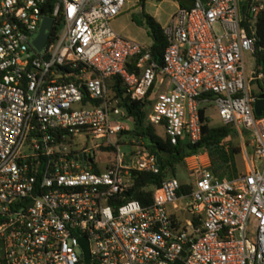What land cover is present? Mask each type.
Returning a JSON list of instances; mask_svg holds the SVG:
<instances>
[{
    "label": "built area",
    "instance_id": "obj_1",
    "mask_svg": "<svg viewBox=\"0 0 264 264\" xmlns=\"http://www.w3.org/2000/svg\"><path fill=\"white\" fill-rule=\"evenodd\" d=\"M124 1L0 0V264H264V115L253 110L264 94L254 59L264 0L178 3L160 63L112 28ZM114 76L131 98L150 91L146 120L173 144L200 138L199 108L212 103L250 137L244 169L218 178L190 165L189 192L168 176L150 202L129 197L134 172L160 164L142 137L121 139L131 117L108 86Z\"/></svg>",
    "mask_w": 264,
    "mask_h": 264
},
{
    "label": "trees",
    "instance_id": "obj_2",
    "mask_svg": "<svg viewBox=\"0 0 264 264\" xmlns=\"http://www.w3.org/2000/svg\"><path fill=\"white\" fill-rule=\"evenodd\" d=\"M132 19L137 24L145 25L147 34L151 38V56L160 63L163 50L167 44L161 25L145 12L140 18L132 16ZM254 59L257 67L264 66V14H260L256 22ZM127 68L133 70V65L129 63ZM108 86L113 91L114 96L118 98L119 104L124 107L127 116L132 119L131 127L122 132L129 133L131 137H142L150 153L162 156L157 173L134 172L133 186L128 192L129 197L137 198L142 203L150 202L152 187L160 185L168 170L173 173L175 165L182 164L185 156L203 151L207 152L208 168L213 174L216 176L231 175L228 173V168L232 165L231 159L238 148L230 143L229 138L236 135L230 124L210 126L205 116L204 107H200L199 115L202 122L200 138L194 143L177 142L173 144L165 134L164 137H159L155 133L154 125L146 120V114L152 102L150 91L143 99L131 98L125 93L124 84L115 76L108 79ZM190 188V184L181 182L178 194L189 192Z\"/></svg>",
    "mask_w": 264,
    "mask_h": 264
},
{
    "label": "rangeland",
    "instance_id": "obj_3",
    "mask_svg": "<svg viewBox=\"0 0 264 264\" xmlns=\"http://www.w3.org/2000/svg\"><path fill=\"white\" fill-rule=\"evenodd\" d=\"M176 6H177V0H125L120 13L111 20V26L116 32H118L123 36L134 39L143 44L150 45L151 38L147 34L145 25L137 24L132 19V16L140 18L142 16V13L145 12L150 16H152L162 27L168 21L170 14H172V12L176 9ZM245 61L247 66L252 64L253 59L252 57H250V54H245ZM150 98L152 99V97ZM202 105L204 106L205 116L210 126H218L223 124L212 103H203ZM123 123L128 127H131L132 119L124 118ZM154 128H155V133L159 137H164V130L161 126L154 125ZM242 136H243V140L240 139L237 135H233L231 138H229L230 143H232V145L238 148L237 152L234 153L231 159L232 165L229 166L228 168V173L231 174L230 176H233L244 169V160L241 150L244 144L246 143V140L250 137L248 136V133L245 130H243ZM121 139L129 140L131 139V136L123 135ZM119 148L121 151H127L130 148V146L129 144L119 143ZM101 156L104 159L108 158L107 157L108 155L106 154H102ZM100 165L102 167L104 163L101 162ZM168 176H174L179 180V182H183V183H191L193 180V176L190 175L189 172L186 170V165L184 160L182 164L175 165V169L173 173L170 170H168L166 177ZM230 176L228 174H225L223 176H218V178L230 177ZM188 201H190V197L186 196L177 199L175 203L179 207H181L182 205H184L185 202ZM175 212L180 216V218H184V214L179 208L176 209Z\"/></svg>",
    "mask_w": 264,
    "mask_h": 264
},
{
    "label": "water",
    "instance_id": "obj_4",
    "mask_svg": "<svg viewBox=\"0 0 264 264\" xmlns=\"http://www.w3.org/2000/svg\"><path fill=\"white\" fill-rule=\"evenodd\" d=\"M181 3H184V4H190L191 3V0H179ZM50 24H51V19L49 17H45L44 20H43V24H42V27L40 29V33L38 35V37L35 39V45L39 48L46 36H47V33L44 32V28H49L50 27ZM253 110L255 112V114L257 115H260V114H263L264 115V94H259L257 99L254 101L253 103ZM161 160H162V156L161 155H156V161H157V164H160L161 163ZM82 243L85 245L86 244V241L84 240V238H82ZM183 252V251H182ZM173 264H184L183 261L181 259H176Z\"/></svg>",
    "mask_w": 264,
    "mask_h": 264
},
{
    "label": "crops",
    "instance_id": "obj_5",
    "mask_svg": "<svg viewBox=\"0 0 264 264\" xmlns=\"http://www.w3.org/2000/svg\"><path fill=\"white\" fill-rule=\"evenodd\" d=\"M178 3H180L179 0H177V4ZM208 159L209 158H208L207 152L203 151V152L193 154L190 156H185L183 160H184L185 165H186V170L189 172L190 165H195L197 167H201V166H204L207 164L209 165ZM168 208L171 212L175 211V209L173 208V205H171V206L169 205Z\"/></svg>",
    "mask_w": 264,
    "mask_h": 264
}]
</instances>
